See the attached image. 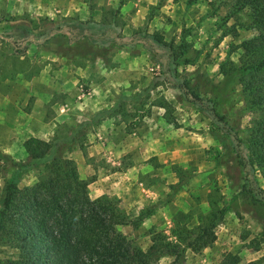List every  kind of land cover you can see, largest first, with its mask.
<instances>
[{
	"label": "rangeland",
	"instance_id": "obj_1",
	"mask_svg": "<svg viewBox=\"0 0 264 264\" xmlns=\"http://www.w3.org/2000/svg\"><path fill=\"white\" fill-rule=\"evenodd\" d=\"M117 1L0 0V38L7 43L8 26L16 22L13 19L59 23L68 18L84 21L90 16L99 21L101 10L115 9ZM184 2L164 0L150 15L156 0H125L118 14L122 30L116 42L127 43L143 26L148 32L160 33L166 41L177 42L183 28L189 46L185 56L197 59L193 66H180L178 74L191 85L200 79L199 94L216 99V110L243 140L251 115L239 86L223 87L217 65L227 52L236 64L239 44L256 32L241 27L239 20H225V7L206 18L208 0H198L187 9ZM228 28L235 30V37L219 38ZM59 33L20 49L11 66L8 60L1 62L0 154L14 162L25 160L22 143L28 138L49 142L67 136L79 122L111 106L118 95L145 88L158 71L138 42L96 50L84 38L74 41L65 32ZM2 48L8 50L9 45L2 44ZM170 83L153 90L146 102L164 99L172 107L174 124L165 122L162 109L149 107L148 115L131 133L108 119L85 128L74 142L61 143L60 156L74 163L78 179L87 183L89 199L101 195L116 199L129 218L142 209L153 210L136 229L117 228L142 250L149 244L150 229L169 236L175 224L194 226L197 216L209 211L210 199L222 206L234 197L214 230L215 241L198 253L186 251L180 264H222L226 254L236 255L239 264L256 260L264 264V205L239 193L242 173L232 154L226 157L227 139L189 102L180 99ZM176 169L186 176L179 188L174 187L178 182ZM45 174L42 167L29 171L18 188L33 185ZM5 176L0 161V190ZM255 178L264 192V178L258 174ZM15 256L16 250L0 241V264ZM170 261L162 258L156 264Z\"/></svg>",
	"mask_w": 264,
	"mask_h": 264
},
{
	"label": "trees",
	"instance_id": "obj_2",
	"mask_svg": "<svg viewBox=\"0 0 264 264\" xmlns=\"http://www.w3.org/2000/svg\"><path fill=\"white\" fill-rule=\"evenodd\" d=\"M197 1L185 0L184 8ZM163 2L156 0L150 15L158 11ZM124 3L125 0H118L115 9H102L99 21L90 16L84 21L68 18L59 23L13 19L16 22L8 26L7 43L0 38V45H9L8 50L0 49V72L3 60H8L11 66L20 49L29 44H39L49 35L60 34L61 31L74 41L84 38L96 50L113 45L121 48L138 42L158 68L145 88L133 94L118 95L111 106L79 122L67 136L49 142L36 138L25 140L22 143L25 153L23 162H14L0 154V161L6 170L0 190V241L16 250L15 258L2 264H156L162 258H170L169 264H180L186 251L198 253L215 241L214 230L234 197L222 206H218L215 199H210L209 211L198 215L196 224L190 228L175 224L169 236L150 229L149 244L142 250L121 235L117 228L130 227L134 230L153 210L142 209L135 217L129 218L116 199L105 195L89 199L87 183L78 179L74 163L62 158L58 152L61 143L74 142L85 128L108 119L122 124L124 131L131 133L136 124L148 115L149 107L153 106L163 110L166 123L174 124L172 107L164 99L157 98L149 104L146 102L153 90L169 81L178 90L179 98L189 102L192 109L203 114L220 136L227 139L229 150L224 149L226 157L231 153L242 173L239 193L264 205V192L255 178L256 174L264 178V0H208L209 12L204 16L210 18L220 7H225V20H239L241 27L256 32L239 44L236 64L230 60L231 52H227L217 65L223 87L239 86L245 109L251 115L243 140L237 137L225 116L216 110V99L199 94L200 79H195L194 85H191L189 79L178 74L180 66H193L197 59V56L192 59L185 56L189 46L185 42L183 28L177 42L164 40L156 31L148 32L146 26L136 29L127 43L116 42L122 30L118 14ZM88 8L91 12V6ZM225 35L233 38L235 30L228 28L219 38ZM79 149L85 156L81 144ZM39 167L45 170V176L31 186L19 189L20 179ZM175 172L178 182L174 187L179 188L186 176L180 169ZM261 261L246 264H261ZM239 263L236 255L226 254L223 257L222 264Z\"/></svg>",
	"mask_w": 264,
	"mask_h": 264
}]
</instances>
